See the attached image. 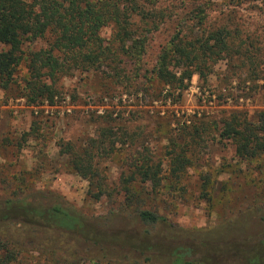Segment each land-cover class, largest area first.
<instances>
[{
  "label": "rangeland",
  "instance_id": "obj_1",
  "mask_svg": "<svg viewBox=\"0 0 264 264\" xmlns=\"http://www.w3.org/2000/svg\"><path fill=\"white\" fill-rule=\"evenodd\" d=\"M129 1L138 2L150 15L166 14L159 27L152 29L141 17L143 14L136 12L134 28L139 35L148 37V43L141 61L135 56L132 60L126 58L128 64H121L129 78L120 82L112 76V68L97 63L76 69L57 80L59 94L53 105L27 103L21 89L27 74L25 65L18 67L10 87H0V179L4 178V170L28 171L30 189L61 194L85 216L91 232L104 235V239L115 238L118 243L144 241L168 255L179 244H192L201 254L207 253L210 246L214 255L218 253L226 259V264H251L250 255L258 248L261 238L259 228L251 231L249 237H233L229 242L202 246L197 238L172 240L162 234L149 238L136 228L105 224L103 219L111 210L122 207L125 192L118 191L122 173L131 175L134 168L130 165L139 163L143 156L151 163L162 165L163 185L167 188L153 193L151 187L137 180L132 183V189L144 207L158 208L177 226L207 230L243 215L251 206L264 205V153L256 159L241 161L236 156L235 144L228 139L201 140L193 156L197 162L187 169L178 190L169 188L171 136L197 124L199 119L219 121L236 112L254 121L264 109V2L122 0ZM201 11L206 15L205 22L193 26L194 34L201 35L206 26L226 27L232 47L239 52L219 60L208 81L194 74L182 92L151 80L150 70L161 48L176 29H181L179 21ZM190 24L182 25L184 33L192 32ZM101 33L106 39L113 38V25L103 27ZM50 38L25 41L24 49L45 48ZM106 126L124 136L112 148L106 142L104 148L96 149L94 166L106 177L104 188L113 191L112 198L104 195L97 200L89 195L95 186L75 170L65 150L73 146L80 152ZM205 175L211 180L208 184L204 183ZM205 192L213 201L203 196ZM7 195L0 182V198ZM239 208L241 213L237 215ZM237 249H242L244 254H238ZM39 260L41 264L53 263L36 250H26L17 264H38ZM80 264L109 263L85 259Z\"/></svg>",
  "mask_w": 264,
  "mask_h": 264
},
{
  "label": "trees",
  "instance_id": "obj_2",
  "mask_svg": "<svg viewBox=\"0 0 264 264\" xmlns=\"http://www.w3.org/2000/svg\"><path fill=\"white\" fill-rule=\"evenodd\" d=\"M136 12L143 14L141 17L152 29H157L161 18L165 20L166 16L165 13L150 15L138 2L123 3L122 0H0V87L7 89L11 86L20 65L27 67L21 89L27 103L32 105L44 102L53 105L59 94V77L96 63L112 68V76L122 82L129 77L121 64H128L126 58L132 60L135 56L141 61L148 43V37L139 35L134 28ZM203 13L179 21L181 29H176L161 48L150 70L151 80L182 92L188 88L194 74L208 81L219 60L239 52L232 47L226 27L209 29L206 26L201 35L194 34L193 26L204 25L206 15ZM187 22L191 23L188 25L192 30L190 34L182 29ZM111 24L114 36L106 39L101 32L103 27ZM46 36L51 37L47 47L24 49L25 41L32 42ZM197 122L170 137L171 189H179L185 172L197 162L193 158L195 147L204 138L233 141L236 156L241 161L256 159L264 153V109L258 112L254 121L236 112L219 121L199 119ZM122 136L124 133L118 134L106 126L80 152L73 146L65 150L75 170L95 186L96 190H89V195L97 200L104 195L112 198L113 191L104 188L106 177L94 166L96 149L104 148L106 142L112 148ZM130 168H134L131 175L122 173L118 190L125 192L122 207L111 210L103 223L136 228L149 238L158 234L172 240L197 238L202 246L229 242L233 237H249L251 231L259 228V246L250 255V263L264 264V205L251 206L241 216L238 214L242 208H239L237 217L211 229L183 228L158 208L144 207L132 189V183L137 180L151 187L153 193L167 188L163 185L162 165L151 163L143 156ZM4 171L0 182L8 195L0 198V264L19 263V256L26 250H36L55 264H80L85 259L109 264H226V259L219 257L218 253L214 255L210 246L207 253L201 254L192 244H179L168 255L144 241L141 244L118 243L115 238L104 239V235L91 232L85 216L61 194L30 189L27 182L31 180V173ZM210 181L205 175L204 183ZM203 196L209 202L213 201L208 192ZM241 250L236 252L244 254ZM38 264H41L40 260Z\"/></svg>",
  "mask_w": 264,
  "mask_h": 264
}]
</instances>
